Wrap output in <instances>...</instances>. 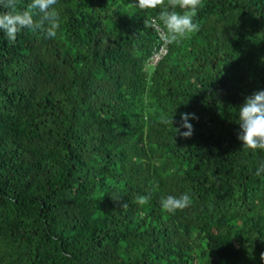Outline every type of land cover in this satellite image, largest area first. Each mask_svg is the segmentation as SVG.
Masks as SVG:
<instances>
[{
    "label": "trees",
    "instance_id": "1",
    "mask_svg": "<svg viewBox=\"0 0 264 264\" xmlns=\"http://www.w3.org/2000/svg\"><path fill=\"white\" fill-rule=\"evenodd\" d=\"M55 7L54 39L0 32V264H261L264 151L237 139V107L264 90V0H202L154 64L159 8Z\"/></svg>",
    "mask_w": 264,
    "mask_h": 264
},
{
    "label": "clouds",
    "instance_id": "2",
    "mask_svg": "<svg viewBox=\"0 0 264 264\" xmlns=\"http://www.w3.org/2000/svg\"><path fill=\"white\" fill-rule=\"evenodd\" d=\"M136 6L141 8H159L156 17L144 22L145 27L155 28L168 43L179 42L180 39L199 31V25L193 23L202 0H134ZM57 0H31L25 10H17L16 0H0V32L9 42H14L22 29L44 33L45 39H54L60 28V14L55 5ZM192 113H182L179 127H173V116L163 119V123L170 124L174 134L182 138H190L193 127L188 122L196 119ZM239 131L237 139L247 150L264 151V90L254 91L245 97L243 103L237 107ZM184 128L187 131H181ZM264 173V160H258L254 175ZM120 198L113 200L120 203ZM149 196H137L136 202L147 204ZM163 210L175 213L191 204V197L184 193L179 196L168 195L160 201ZM120 207L127 208V203H120ZM261 264H264V251L260 253Z\"/></svg>",
    "mask_w": 264,
    "mask_h": 264
},
{
    "label": "built area",
    "instance_id": "3",
    "mask_svg": "<svg viewBox=\"0 0 264 264\" xmlns=\"http://www.w3.org/2000/svg\"><path fill=\"white\" fill-rule=\"evenodd\" d=\"M159 39L163 42L162 43V46L160 47V49H159V54H157V55H155L154 57H153V59H152V63L154 64V63H156L158 60H159V58H160V55H163V54H165L166 53V47H165V44H166V42H165V40L163 39V37L159 34Z\"/></svg>",
    "mask_w": 264,
    "mask_h": 264
}]
</instances>
